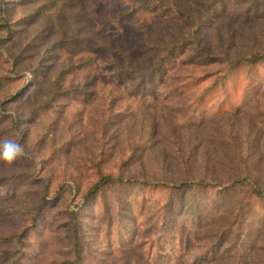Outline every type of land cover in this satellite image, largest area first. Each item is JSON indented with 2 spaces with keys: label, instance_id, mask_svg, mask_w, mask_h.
<instances>
[{
  "label": "trees",
  "instance_id": "1",
  "mask_svg": "<svg viewBox=\"0 0 264 264\" xmlns=\"http://www.w3.org/2000/svg\"><path fill=\"white\" fill-rule=\"evenodd\" d=\"M153 117L243 174L137 182L155 134L119 129ZM263 131L264 0H0V264H263Z\"/></svg>",
  "mask_w": 264,
  "mask_h": 264
},
{
  "label": "rangeland",
  "instance_id": "2",
  "mask_svg": "<svg viewBox=\"0 0 264 264\" xmlns=\"http://www.w3.org/2000/svg\"><path fill=\"white\" fill-rule=\"evenodd\" d=\"M240 84L244 86L243 80H240ZM242 96L241 91L233 94L238 103L241 102ZM208 101L209 106H211V97ZM7 114L14 115V112H7ZM156 119V117H153L133 124H122L119 129L122 138L127 135L130 137L139 135L148 139L151 133L155 134L154 140L157 141V144L149 150V154L146 155L144 160L132 170L137 182L153 180L156 185L173 186L174 184L180 185L178 183L182 179L188 178L190 182L204 181L222 187L223 185H232L237 176L243 174V168L235 164L229 154L217 145L216 141H213L212 124L188 126L179 124L178 119L175 117L166 119L165 124H155ZM243 125L239 124V126ZM260 148L261 150L255 153L252 159L262 156L256 166L255 174L258 184L264 186V131L262 132V145H260ZM183 162H187V167H183ZM39 167L41 168V166ZM69 184L74 188L72 181H69ZM224 204L221 211L231 209L230 204L232 203L227 202ZM71 207L73 210L76 208L73 204ZM260 218L261 216L254 214V220L258 221ZM262 234L264 235V231ZM231 240L228 236L225 247L230 244ZM258 244V240L255 241V245L258 246ZM200 250L202 251V249ZM256 252L254 250L256 256L264 253V251ZM227 257V254L219 251V262H223ZM262 263L264 264V261Z\"/></svg>",
  "mask_w": 264,
  "mask_h": 264
},
{
  "label": "clouds",
  "instance_id": "3",
  "mask_svg": "<svg viewBox=\"0 0 264 264\" xmlns=\"http://www.w3.org/2000/svg\"><path fill=\"white\" fill-rule=\"evenodd\" d=\"M0 158L11 165L18 157L24 155L23 147L11 139L0 142Z\"/></svg>",
  "mask_w": 264,
  "mask_h": 264
}]
</instances>
